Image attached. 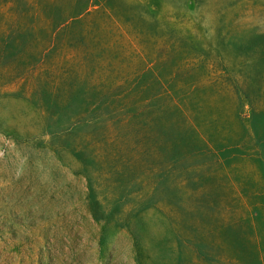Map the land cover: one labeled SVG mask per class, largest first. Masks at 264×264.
<instances>
[{
    "label": "rangeland",
    "instance_id": "374dc122",
    "mask_svg": "<svg viewBox=\"0 0 264 264\" xmlns=\"http://www.w3.org/2000/svg\"><path fill=\"white\" fill-rule=\"evenodd\" d=\"M0 264H264V0H0Z\"/></svg>",
    "mask_w": 264,
    "mask_h": 264
}]
</instances>
